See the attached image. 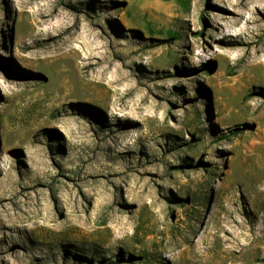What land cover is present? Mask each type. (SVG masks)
<instances>
[{"label":"rangeland","instance_id":"374dc122","mask_svg":"<svg viewBox=\"0 0 264 264\" xmlns=\"http://www.w3.org/2000/svg\"><path fill=\"white\" fill-rule=\"evenodd\" d=\"M228 1L0 0V264H264V0Z\"/></svg>","mask_w":264,"mask_h":264},{"label":"trees","instance_id":"16d2710c","mask_svg":"<svg viewBox=\"0 0 264 264\" xmlns=\"http://www.w3.org/2000/svg\"><path fill=\"white\" fill-rule=\"evenodd\" d=\"M175 37L174 38H178V33L174 35ZM193 202L197 204L199 203H202V204H207V200H204V199H199L198 197H195V200H193ZM199 219V218H198ZM109 264H112V263H109Z\"/></svg>","mask_w":264,"mask_h":264},{"label":"bare ground","instance_id":"6f19581e","mask_svg":"<svg viewBox=\"0 0 264 264\" xmlns=\"http://www.w3.org/2000/svg\"><path fill=\"white\" fill-rule=\"evenodd\" d=\"M235 3V0H229L228 1V6L229 7H227V9H229V10H231L232 12H233V7H232V5ZM236 47H238V46H236ZM240 48V47H239ZM241 50V49H240Z\"/></svg>","mask_w":264,"mask_h":264}]
</instances>
